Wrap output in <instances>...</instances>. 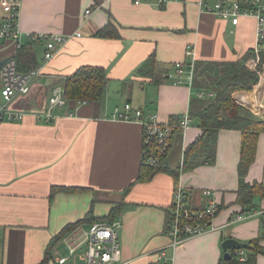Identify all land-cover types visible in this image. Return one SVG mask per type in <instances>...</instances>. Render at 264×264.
Returning a JSON list of instances; mask_svg holds the SVG:
<instances>
[{
    "label": "crops",
    "instance_id": "0c3cea01",
    "mask_svg": "<svg viewBox=\"0 0 264 264\" xmlns=\"http://www.w3.org/2000/svg\"><path fill=\"white\" fill-rule=\"evenodd\" d=\"M18 1L22 33L80 31L82 35L70 40L45 65L44 45L32 44L37 64L44 66L29 96L17 105L19 96L13 107L24 109L27 104L32 107L29 110L42 109L52 87L62 85L64 78L82 65L104 67L107 81L99 105H79L73 116L68 115L69 107L54 108L57 123L38 120L29 112L21 121L0 123V264H38L51 238L67 223L82 218L91 206L95 216H104L118 202L125 204L116 220L121 225L118 239L126 264H161V252L171 258L170 264H220V245L228 237L245 243L261 237L264 246V197L256 195L255 208L250 211H243L236 202L240 131L220 130L215 162L182 172L177 183L167 173H158L147 182H134L141 163L142 127L134 120L113 116L115 108L126 102L143 108L147 115L156 114L160 122L187 111L195 93L186 84L165 81L166 73L175 62L189 61V46L196 61L240 58L255 44L253 17H241L233 25L203 11L201 0H171L163 6L151 0L138 4L134 0ZM204 1L212 4L217 0ZM87 9H91L88 15ZM109 22L118 28L120 38L93 36ZM4 44L0 41V60L14 52ZM151 54L156 59L158 84L137 73ZM256 87L251 92H234L233 98L254 116L264 117L262 96ZM253 97L255 104L249 102ZM199 134L198 121L192 120L182 134L181 145L174 144L168 154L172 167ZM245 179L264 184V133L259 135L255 160ZM177 184L187 191L192 205L201 203L204 189L211 190L219 209L213 219L214 230L172 248L166 224ZM53 186L82 190L58 191L51 197ZM237 217L240 220L232 222ZM90 223L64 235L52 250L53 259L66 256L67 241L78 237ZM256 264H264V254L256 256Z\"/></svg>",
    "mask_w": 264,
    "mask_h": 264
},
{
    "label": "built area",
    "instance_id": "2783aa9c",
    "mask_svg": "<svg viewBox=\"0 0 264 264\" xmlns=\"http://www.w3.org/2000/svg\"><path fill=\"white\" fill-rule=\"evenodd\" d=\"M142 0H134L136 4ZM171 0H156L157 4H164ZM4 15L0 16V41L5 46L10 45L13 51L22 48L26 43H41L44 45L43 64L53 59L57 53L73 38L81 37L82 33L76 31L72 34L64 33H22L19 29V1L0 0ZM203 11L212 13L221 19L230 21L236 25L241 17L250 16L255 19V44L253 56L246 65L249 69L257 70L261 78L264 77V0H217L212 4L200 1ZM91 13L87 9L85 14ZM186 55L189 61H177L173 64L171 72L167 74L169 81L174 85L186 84L192 89L195 74V61L193 49L187 47ZM9 59L0 69L2 86L0 89V123L3 121L18 122L25 118L26 114L32 113L40 120L47 123H57L59 116L53 113L54 108L69 106L68 99L64 96L63 85H54L47 104L42 109L24 110L13 107L14 101L21 95L29 93L34 80L41 73L44 66L37 65L28 72H19L16 68L15 59L9 53ZM259 82V83H260ZM199 97H210L212 91L200 90L196 93ZM77 101L74 108L85 104ZM74 110H69L68 115L73 116ZM113 116L122 120H134L141 124V160L149 165H156L167 154L171 145V139L177 124L160 122L156 114L144 113L139 107H133L126 102L122 108L116 107ZM182 134L191 126L192 118L189 111L181 113L179 123ZM202 201L195 205L191 204L187 191L177 184L172 191L169 218L166 224V232L169 237V245L175 248L190 237H194L215 229L213 219L219 209L218 203L209 189L202 191ZM240 220V217L232 219V222ZM120 221H93L88 228L78 237H71L67 241L68 250L66 256L55 258V264L67 262L81 264H126L121 258V249L118 239ZM235 254L240 261L245 260V250L236 249ZM161 264H170V257L164 252L160 253Z\"/></svg>",
    "mask_w": 264,
    "mask_h": 264
},
{
    "label": "trees",
    "instance_id": "16d2710c",
    "mask_svg": "<svg viewBox=\"0 0 264 264\" xmlns=\"http://www.w3.org/2000/svg\"><path fill=\"white\" fill-rule=\"evenodd\" d=\"M163 6L164 4H157ZM97 38H120L118 28L111 22L99 28L93 33ZM32 44L26 43L22 48L10 52L15 59L16 68L19 72H28L38 64ZM13 50V48H11ZM253 56V49L248 50L240 58L233 61H195V74L192 82V90L195 94L189 99L188 111L192 120L198 121L200 134L189 143L183 151L180 162L172 167L168 162V154L175 144L181 145L182 129L179 124L180 115H173L169 122L177 124L171 139V145L167 154L156 165H149L141 160L139 174L134 182L150 181L158 173L169 174L175 183L178 182L182 172L190 171L201 165H212L216 159V145L219 131L222 129L238 130L241 133L240 155L237 165L238 188L236 202L241 205L243 211H250L255 208L253 199L256 195L264 197V184L256 180L246 181V175L251 164L255 160L257 141L259 135L264 133V117H256L243 105L233 98V93L237 91H253L254 86L262 95L264 79L260 82L259 72L249 69L246 62ZM6 57V56H5ZM156 59L151 54L137 69L139 75L151 78L152 82L158 84L160 79L155 74ZM168 73L164 80L168 81ZM107 81L106 70L102 66L82 65L63 80L64 96L69 101V110L74 109L77 101H84L99 105L102 100ZM260 82V83H259ZM200 90L212 91L213 96L199 97L196 93ZM29 93L21 95L17 100L24 101ZM241 96V95H240ZM247 98V96H246ZM255 97L250 103L255 104ZM248 100V99H247ZM24 109H31L25 104ZM179 145V146H178ZM127 186L123 194H126L130 187ZM82 189L77 187L53 186L51 197L55 192H77ZM125 204L118 202L113 205L104 216H95L92 206L80 219L67 223L47 244L43 258L38 264H55L52 250L56 243L68 232L81 224L93 221H113L116 220ZM169 218V216H168ZM261 237L248 240L247 246L243 248L247 251L244 261H240L234 249H230V259L221 257L220 264H256V256L264 254V246L260 244Z\"/></svg>",
    "mask_w": 264,
    "mask_h": 264
},
{
    "label": "water",
    "instance_id": "95a60500",
    "mask_svg": "<svg viewBox=\"0 0 264 264\" xmlns=\"http://www.w3.org/2000/svg\"><path fill=\"white\" fill-rule=\"evenodd\" d=\"M9 59V57H4L0 60V69L2 67V65ZM262 105L264 107V92H263V95H262ZM221 249L223 251V259H230L231 258V255L229 253L230 249H234V251L236 249H243L247 246V243L245 242H242V241H239L237 239H234V238H231V237H228L226 239H224L221 243Z\"/></svg>",
    "mask_w": 264,
    "mask_h": 264
},
{
    "label": "rangeland",
    "instance_id": "374dc122",
    "mask_svg": "<svg viewBox=\"0 0 264 264\" xmlns=\"http://www.w3.org/2000/svg\"><path fill=\"white\" fill-rule=\"evenodd\" d=\"M259 77H260V76H259ZM262 79H264V77H262L261 80H262ZM193 93H194V92H193ZM262 95H263V89H262ZM262 95H261V96H262ZM261 99H262V97H261ZM141 109H143V108H141ZM143 110H144V109H143ZM146 112H147V111H146ZM145 114H146V113H145ZM146 115H147V114H146ZM57 246H60V243H58ZM59 249H61V248H59ZM59 249H58V250H59ZM222 258H223V256H222Z\"/></svg>",
    "mask_w": 264,
    "mask_h": 264
},
{
    "label": "bare ground",
    "instance_id": "6f19581e",
    "mask_svg": "<svg viewBox=\"0 0 264 264\" xmlns=\"http://www.w3.org/2000/svg\"><path fill=\"white\" fill-rule=\"evenodd\" d=\"M12 56V55H11ZM263 92H264V87H263Z\"/></svg>",
    "mask_w": 264,
    "mask_h": 264
}]
</instances>
